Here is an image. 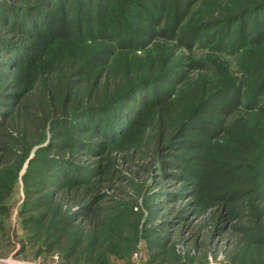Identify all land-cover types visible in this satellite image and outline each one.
<instances>
[{
    "label": "trees",
    "instance_id": "trees-1",
    "mask_svg": "<svg viewBox=\"0 0 264 264\" xmlns=\"http://www.w3.org/2000/svg\"><path fill=\"white\" fill-rule=\"evenodd\" d=\"M156 43L178 48L186 55L157 73H144L152 65L134 60ZM193 48L227 55L260 53L262 57L251 58L249 65L242 67L237 83H226L213 93L202 91L205 84L186 90L183 103L188 106L175 114L174 100L179 99L175 92L186 80L185 72L201 71L205 65L203 58L190 59ZM77 51H85L86 56L67 67L57 100L47 108L50 119L22 176L25 194L41 193L44 202L73 186L80 191L92 188L100 177V162L93 164L87 158L103 160L111 149L140 144L150 119L157 114L156 132L172 131L166 155L181 163L178 166L185 172L177 176L176 185L172 184L178 194L166 195L170 196L166 202L177 200L172 208L215 203L223 207L227 218H234L235 212L228 206L244 197L243 186H253L256 193L255 175L236 163L240 155L251 152L263 153L256 176L257 200L264 202V140L253 145L261 136L239 125L241 113L236 114L264 115V0H0L1 108L26 91L39 75V68L48 71L41 83L50 84L54 93L60 75L53 67L63 66ZM119 58L130 62L122 66L126 60L121 61V70L111 74L109 84L107 77L104 86L113 80L118 83L113 84L108 97L92 102L94 95L100 94V79ZM128 74L140 77L129 82ZM55 75L59 76L56 82ZM86 75L95 76L89 90L91 100L72 108L71 100ZM249 76L256 80L250 82ZM8 112L0 110V138ZM247 157L254 164V156ZM243 174L248 175V182L242 180ZM184 181L190 185L185 186ZM84 201L80 198L79 211L58 213L49 226H45L44 214L25 215L22 224L26 229H38V235L45 227L41 247L49 250L55 238L74 227V239L58 257L60 264H71L77 252L83 254L79 264H110V258L119 254L112 243L119 237L121 219L115 217L117 214L104 218L87 239L86 230H75L76 220L83 221L94 210V197ZM262 210L255 207L256 218L262 216ZM261 230L257 226L244 230L258 248L264 246ZM157 249L151 250L161 252ZM151 262L147 259L143 264Z\"/></svg>",
    "mask_w": 264,
    "mask_h": 264
},
{
    "label": "rangeland",
    "instance_id": "rangeland-1",
    "mask_svg": "<svg viewBox=\"0 0 264 264\" xmlns=\"http://www.w3.org/2000/svg\"><path fill=\"white\" fill-rule=\"evenodd\" d=\"M202 9L201 7L200 11ZM75 54L76 56L63 66L53 67L60 75L52 76L55 82L59 77V84L56 85L54 93L50 84L41 83L48 71L39 68V75L25 92H21L18 99H12L9 105L2 108L0 106L1 111H9L5 132L0 138V207H3L0 208V264H60L58 257L68 247L70 240L74 239V227H68L65 233L55 238L52 249H42L46 228H42L38 235V229L25 228V224H22L23 217L44 214L45 226H49L58 213L60 215L62 212L79 211V207H82L80 198H85L86 201L92 197V214L83 221L77 219L75 230H86L87 239H91L94 226H99L104 218H112L117 214L115 217L121 219V226L118 228L120 234L112 245L117 247L119 254L118 257L110 258V264H143L147 259L152 260L150 264H264V246L258 248L251 244L248 240L250 233L244 231H249L254 226L261 227V231H264V202L257 200L256 176L257 165L263 153L236 154L240 155V161L236 163L250 171L251 175H255L256 193L252 190L253 186H243L246 192L244 197L228 206L235 212L234 218H227L223 207L215 203L210 205L199 202V205L194 207L176 205L172 208L171 205L177 200L166 202L170 197L166 195L178 194L172 184L176 185L177 176L185 175V172L183 166H178L182 165L181 163L166 155L168 148L165 146L171 139L172 131H162L160 134L156 132L153 127L159 121L157 114L150 119L144 141L140 144L111 149L106 152L103 160L87 158L93 164L100 162V177L92 188L80 191L73 186L56 193V197H46L44 202L41 200V193H24L22 176L29 159L39 147L37 142L42 138L46 123L50 119L51 113L46 114L47 108L57 100V89L68 71L67 67L80 62L86 56L85 51H77ZM184 54L186 55L178 48L172 50L156 43L139 56L140 59L134 61L152 65L151 69L144 73H157L165 65L172 66L176 59ZM261 57L260 53L227 55L207 53L205 49L193 48L190 59L203 58L205 65L201 71L185 72L186 80L177 86L175 92L179 99L174 100V113L179 114L188 106L183 103L186 90L205 84L202 91L211 90L213 93L226 83H237L244 71L242 67L249 65L251 58ZM123 60L126 61L122 66L130 62L126 58L115 61L100 79L97 85L100 94L94 95L92 102L100 101L111 94L112 87L118 80H113L115 85H108L107 88L104 86L105 80L108 77V84L112 81L111 74L121 70L119 64ZM261 73H264V68ZM128 75L126 79L129 82L140 77V74ZM94 78V75H86L82 79L74 99L71 100L72 108L91 100L89 90ZM253 79L256 80L249 76L250 82ZM238 113H241L242 120L239 125L250 127L255 135L261 136L260 140L253 142V145H260L261 139L264 140V115L246 111L236 112ZM178 143L183 145L181 141ZM248 155L254 156V164L251 160H246ZM247 177L248 175L243 174L242 180ZM182 183H186L185 186L190 185L187 181ZM255 207H263L262 216L257 215L258 219L255 217ZM34 233L37 234L36 237L33 236ZM155 246L161 252H152L151 249ZM81 256L83 254L79 255V252L74 254L71 264H79Z\"/></svg>",
    "mask_w": 264,
    "mask_h": 264
},
{
    "label": "built area",
    "instance_id": "built-area-1",
    "mask_svg": "<svg viewBox=\"0 0 264 264\" xmlns=\"http://www.w3.org/2000/svg\"><path fill=\"white\" fill-rule=\"evenodd\" d=\"M135 256H137V257H138V254H136Z\"/></svg>",
    "mask_w": 264,
    "mask_h": 264
}]
</instances>
